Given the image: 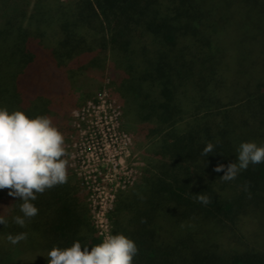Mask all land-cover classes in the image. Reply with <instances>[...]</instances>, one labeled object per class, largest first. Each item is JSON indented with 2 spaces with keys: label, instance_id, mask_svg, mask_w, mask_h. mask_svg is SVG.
Masks as SVG:
<instances>
[{
  "label": "trees",
  "instance_id": "trees-1",
  "mask_svg": "<svg viewBox=\"0 0 264 264\" xmlns=\"http://www.w3.org/2000/svg\"><path fill=\"white\" fill-rule=\"evenodd\" d=\"M103 84L142 145L109 213L110 235L139 249L133 264H264V163L227 182L215 171L241 143L264 145V0H0V107L46 115L65 137ZM85 190L68 175L37 193L22 228L21 199L0 189V264L101 243Z\"/></svg>",
  "mask_w": 264,
  "mask_h": 264
},
{
  "label": "clouds",
  "instance_id": "clouds-1",
  "mask_svg": "<svg viewBox=\"0 0 264 264\" xmlns=\"http://www.w3.org/2000/svg\"><path fill=\"white\" fill-rule=\"evenodd\" d=\"M214 145L208 143L202 155L209 156ZM237 162L215 169L224 172V181L234 180L250 164L264 163V145L243 142L237 149ZM68 153L65 137L46 115L30 118L21 110L9 111L0 107V189H9V195L21 199L20 212L14 222L25 227L28 220L38 215L39 209L32 201L37 193L43 194L54 186L67 183ZM197 200L210 203L206 195ZM0 224L7 221L0 215ZM8 241L15 245L27 239V233L9 234ZM134 240L124 234L108 235L92 247L82 246L79 240L70 247L54 246L48 253V264H133L138 254Z\"/></svg>",
  "mask_w": 264,
  "mask_h": 264
},
{
  "label": "rangeland",
  "instance_id": "rangeland-1",
  "mask_svg": "<svg viewBox=\"0 0 264 264\" xmlns=\"http://www.w3.org/2000/svg\"><path fill=\"white\" fill-rule=\"evenodd\" d=\"M167 5L174 7L178 4L167 2ZM182 22H185V20ZM186 38L190 41L195 38L191 30H189ZM105 84L99 89L98 93L107 90ZM110 99L113 100L115 98L112 97ZM115 100L119 102L117 99ZM78 110H85L86 114L89 110V112L94 114L92 106L90 107L87 102L79 107ZM119 121L120 131L125 133L127 137H131V144L127 149L122 150V154L119 153L116 161H112V158L109 164L103 160L102 156H100L99 160L96 159L91 138H87L88 134H85L86 136L82 135L80 128L77 126L78 122L76 124L75 117H72V131L65 136V149L68 153L67 159L69 161L67 174L77 175L80 181H84L93 219L98 221L100 219L98 213L105 211L109 226V213L116 208L118 195L128 187L127 183L129 184V181L141 173V168L145 164L142 145L135 140L133 132L124 120L123 115L120 116ZM83 125L85 126V123ZM94 143L96 146L102 147L101 143L97 144V141Z\"/></svg>",
  "mask_w": 264,
  "mask_h": 264
},
{
  "label": "built area",
  "instance_id": "built-area-1",
  "mask_svg": "<svg viewBox=\"0 0 264 264\" xmlns=\"http://www.w3.org/2000/svg\"><path fill=\"white\" fill-rule=\"evenodd\" d=\"M110 98L112 97L108 89L100 91L93 99L87 101L89 106H92L94 114L89 112V110L86 114L85 110L79 111V108L73 111V117L76 118V124L78 122L77 126L80 128L82 135L84 136L85 134H88L87 138H91L94 146L93 153H96V159L99 160L100 156H102L103 160L108 162L107 164H109V161H111L112 158V161H116V157L119 156V153L122 154V150L127 149L131 144V137H127L125 133L120 131L119 119L120 116L123 115L122 106L120 102ZM84 123L85 126L83 125ZM95 141H97V144L101 143L102 147L98 145L96 146L94 143ZM97 149H99V151H97ZM138 175L135 176L133 180L129 181L127 186L132 185ZM82 183L84 184V181ZM90 210L92 214L91 207ZM98 214L100 219H98V221L93 220L98 230V234L102 238H105L110 235L108 219L105 211H101Z\"/></svg>",
  "mask_w": 264,
  "mask_h": 264
}]
</instances>
